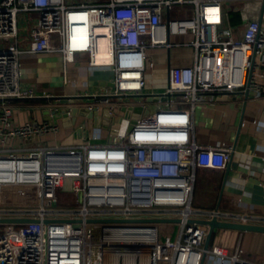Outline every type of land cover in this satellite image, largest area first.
Here are the masks:
<instances>
[{
    "label": "built area",
    "instance_id": "2783aa9c",
    "mask_svg": "<svg viewBox=\"0 0 264 264\" xmlns=\"http://www.w3.org/2000/svg\"><path fill=\"white\" fill-rule=\"evenodd\" d=\"M225 1L240 0H0V218L38 220L0 229V264H204L207 256L259 264L237 246L205 250L207 227L191 222L264 225V215L239 211L238 200L231 210L192 207L196 169H224L230 159V148L195 141V105L246 89L264 96L263 0H241L248 4L238 26L226 23ZM101 42L106 64L95 61ZM172 47H190L192 64L169 68L164 91L144 94L147 49ZM25 52L59 53L64 64L85 52L90 66L111 67V92L37 104L95 113L102 137L82 117L76 124L80 116L67 127L79 142L66 145L35 140L56 135L62 119L15 124L10 101L40 97L20 84ZM62 189L72 204H60ZM142 218L174 219L165 223L178 228L162 240L160 223L90 221Z\"/></svg>",
    "mask_w": 264,
    "mask_h": 264
},
{
    "label": "crops",
    "instance_id": "0c3cea01",
    "mask_svg": "<svg viewBox=\"0 0 264 264\" xmlns=\"http://www.w3.org/2000/svg\"><path fill=\"white\" fill-rule=\"evenodd\" d=\"M253 13L255 15V11ZM149 49L153 50L146 51L144 87L146 84L152 88L159 84L166 87L169 68L188 66L193 62L190 47ZM88 60L89 56L85 52L76 53L73 61L65 64L59 53H22L18 61L20 84L34 89L40 97L10 101L15 110V124L44 120L42 109L37 104L49 103L52 101L50 97L111 92L114 88L111 67L90 66ZM107 61L99 60L98 63L106 64ZM65 78H79L80 83L69 85ZM81 123L83 121L79 123L78 117L76 124ZM70 130L61 125L56 135L35 140L52 145L79 142L70 135ZM192 132L200 145L230 148V159L224 169H196L193 209L231 210L236 209L238 202L239 211L264 215V96L252 94L244 100L242 96L229 94L215 97L212 102L199 103L192 113ZM210 245L223 246L229 252H233L237 246L244 259L264 264V232L216 229ZM214 260L207 256L204 264H213Z\"/></svg>",
    "mask_w": 264,
    "mask_h": 264
},
{
    "label": "water",
    "instance_id": "95a60500",
    "mask_svg": "<svg viewBox=\"0 0 264 264\" xmlns=\"http://www.w3.org/2000/svg\"><path fill=\"white\" fill-rule=\"evenodd\" d=\"M264 12V0L261 5L260 10V16L258 21L261 22L262 14ZM157 94H151L150 96H146L148 100H152L153 97L156 98ZM252 95V92H250L248 89H246L243 92H236L235 96H242L244 100H247L248 96ZM225 95L224 97H226ZM141 97H144L143 95ZM63 102H77V100H85L84 96H65L61 97ZM150 109H153V106H150ZM136 112L140 110V108L136 107L134 109ZM147 113V112H146ZM43 119L54 123L57 121V119L63 120V126L65 127H72V125L76 121V117L80 116L83 118V120L86 122H90L91 125L94 127L99 126L96 122L95 113L88 112L85 113L83 110L82 112H78L77 108L73 107L69 114L66 112H50L48 109L42 110ZM71 117V119L69 118ZM69 119V120H68ZM90 221H98V222H112V223H165V222H176L177 220L174 219H168V218H142V219H101V220H90ZM31 222H38L37 219L34 218H0V224H22V223H31ZM44 223L48 222V220H44ZM191 222H195L197 224L203 225L207 227V233L204 239L203 247L205 250L208 249V247L211 244L214 231L216 229H228V230H236L241 232H264V225L259 224H243L239 222H231V221H224V220H218L215 216L211 218H196L191 220Z\"/></svg>",
    "mask_w": 264,
    "mask_h": 264
},
{
    "label": "rangeland",
    "instance_id": "374dc122",
    "mask_svg": "<svg viewBox=\"0 0 264 264\" xmlns=\"http://www.w3.org/2000/svg\"><path fill=\"white\" fill-rule=\"evenodd\" d=\"M223 4H224L226 10L230 12V11H233V9H235V7H238V6L242 7L243 5L248 4V1H241V0L240 1H225ZM249 5H252V2ZM255 14H256V12H255ZM26 19H28V18L26 17ZM23 25L27 26L26 21L23 22ZM148 50L151 51L153 49H148ZM153 84L155 85V83H153ZM152 87L146 84V86L144 87V94L161 92L163 89H165V87L161 84H159L158 86H154L155 88L159 87L158 89H155ZM80 122H82L81 117H79V123ZM87 128L91 132V135L95 134V135H98L99 137H102L104 135V133L101 129L95 130V128L91 125L90 122H87ZM67 191H68L67 189H62V193L58 194V197H59L60 202H61L60 204H65V203L66 204H72L73 203V200L70 197L66 196V194H63L64 192L66 193ZM7 226L8 225H6V224L0 225V229H4ZM158 227H159V231H160V237L162 240H164L165 236L174 237V235L177 231V228H178V224L177 223H160L158 225Z\"/></svg>",
    "mask_w": 264,
    "mask_h": 264
},
{
    "label": "trees",
    "instance_id": "16d2710c",
    "mask_svg": "<svg viewBox=\"0 0 264 264\" xmlns=\"http://www.w3.org/2000/svg\"><path fill=\"white\" fill-rule=\"evenodd\" d=\"M241 9H235L233 11L227 12L225 16V21L230 26H238L241 24L242 16H241Z\"/></svg>",
    "mask_w": 264,
    "mask_h": 264
},
{
    "label": "bare ground",
    "instance_id": "6f19581e",
    "mask_svg": "<svg viewBox=\"0 0 264 264\" xmlns=\"http://www.w3.org/2000/svg\"><path fill=\"white\" fill-rule=\"evenodd\" d=\"M98 53L96 55V58H95V61H99V60H108L104 51H103V45H102V42L99 44L98 46Z\"/></svg>",
    "mask_w": 264,
    "mask_h": 264
}]
</instances>
